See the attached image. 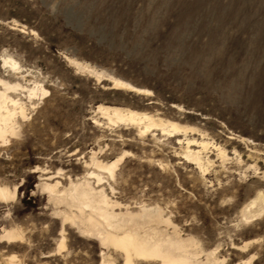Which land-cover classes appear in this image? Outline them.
I'll return each mask as SVG.
<instances>
[{"label": "rangeland", "instance_id": "374dc122", "mask_svg": "<svg viewBox=\"0 0 264 264\" xmlns=\"http://www.w3.org/2000/svg\"><path fill=\"white\" fill-rule=\"evenodd\" d=\"M1 90L0 264H126L80 183L196 262L264 264V0H0Z\"/></svg>", "mask_w": 264, "mask_h": 264}, {"label": "bare ground", "instance_id": "6f19581e", "mask_svg": "<svg viewBox=\"0 0 264 264\" xmlns=\"http://www.w3.org/2000/svg\"><path fill=\"white\" fill-rule=\"evenodd\" d=\"M1 91H0V138H3L8 132H11L13 130L12 119L16 114L15 111L17 108V102L12 99H9L5 94L6 92L5 93L3 92L4 90L2 92ZM7 101L10 102L11 105L10 107L6 105ZM18 109H19V113L23 115L22 106L21 108L19 106ZM98 110L107 114L110 117V119L114 118L117 121L140 124L143 123L145 120H147L148 122L144 127L145 131L149 128V126H154V123L151 122L150 119H148V117L136 113L134 111L123 110L117 107H107V106L106 107L99 106ZM170 127L171 130L168 131H175L178 129V126L173 123L170 124ZM119 160L120 159H116L110 162L108 165L100 166V167L105 169L106 171H108L109 174L112 175L113 170L116 168L115 166ZM5 190H6L5 188H0V198L2 199L9 194L6 193L7 190L6 191ZM68 195H69V199L72 202L73 201L81 202L83 206L91 209L93 215L96 216V218H98L99 222L94 218L92 214L89 215L86 219L84 218L82 221L84 222L85 220L86 226L90 230L95 231L96 234L100 236L104 235V238H102L103 242L106 241L114 246L119 247L124 252L126 264H130L132 256L138 257V259L139 258L155 259L158 260L161 264H223V261H219L218 258L215 256V253H210V252L205 256L206 258L203 256V258H205L204 261L196 262V259L194 258L195 254L192 251V248L194 246V242L192 240L188 243H184L179 239L172 240L170 238L168 239L159 238V236L157 237L159 232L156 233L157 231L155 232L154 231L155 229H151L149 231L143 232L141 235L139 233L140 231L137 228H135L136 230H128L127 223L125 222V220L120 218L119 214L117 215L112 211L108 210L107 204L109 200H107L105 196H100L98 200H95L93 193L88 189L84 188L81 183L73 186L72 190L68 193ZM141 214L142 213L140 212V215L139 214L138 215L141 217L142 216ZM158 219L160 221L161 219L160 216H158ZM101 225L106 227L108 230L106 231L102 227V229L104 230L102 231L100 229ZM152 226H148V227H152ZM170 235H173V233H171ZM8 236L16 237L17 235L15 236L9 232ZM186 241L189 240L186 239ZM240 264H250V261L248 262L245 261L244 263L241 262Z\"/></svg>", "mask_w": 264, "mask_h": 264}]
</instances>
